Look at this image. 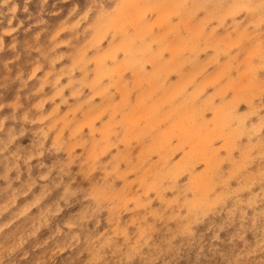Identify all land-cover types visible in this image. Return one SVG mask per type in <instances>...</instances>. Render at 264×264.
Wrapping results in <instances>:
<instances>
[{"label": "rangeland", "instance_id": "374dc122", "mask_svg": "<svg viewBox=\"0 0 264 264\" xmlns=\"http://www.w3.org/2000/svg\"><path fill=\"white\" fill-rule=\"evenodd\" d=\"M0 264H264V0H0Z\"/></svg>", "mask_w": 264, "mask_h": 264}]
</instances>
